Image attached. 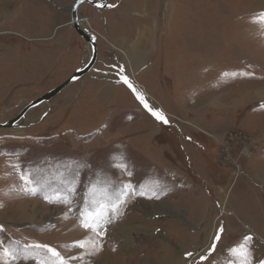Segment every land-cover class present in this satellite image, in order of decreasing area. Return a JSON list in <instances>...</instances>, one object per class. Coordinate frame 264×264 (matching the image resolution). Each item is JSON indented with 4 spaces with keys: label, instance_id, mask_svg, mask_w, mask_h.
Masks as SVG:
<instances>
[{
    "label": "rangeland",
    "instance_id": "rangeland-1",
    "mask_svg": "<svg viewBox=\"0 0 264 264\" xmlns=\"http://www.w3.org/2000/svg\"><path fill=\"white\" fill-rule=\"evenodd\" d=\"M73 2L0 0V122L88 60L70 25ZM110 12L81 8L100 38L94 71L29 111L24 126L0 128V252L20 250L0 264H38L45 253L29 249L25 259L29 244L49 245L69 264H171L172 257L193 264L221 224L222 244L207 264H239L229 249L249 233L254 255L264 257V213L244 206L253 201L249 191L237 198L248 180L264 200V189H255L264 183V170H255L264 166V0H124ZM117 53L129 81L169 125L110 70L119 65ZM128 183L135 194L121 209L122 222L109 227L103 250L88 255L90 246L76 247L94 238L82 218Z\"/></svg>",
    "mask_w": 264,
    "mask_h": 264
},
{
    "label": "snow or ice",
    "instance_id": "snow-or-ice-1",
    "mask_svg": "<svg viewBox=\"0 0 264 264\" xmlns=\"http://www.w3.org/2000/svg\"><path fill=\"white\" fill-rule=\"evenodd\" d=\"M92 2L94 6L100 9L105 7L114 8L115 4L111 3V0H108L107 3L97 2V0H74V7L77 9L85 4ZM260 21L262 25H264V13H260ZM120 79L121 81L127 85V87L133 92L136 99L143 106V108L159 123L163 125H169V120L164 115V113L160 110L154 109L150 106L144 95L139 92L135 86L129 81L128 77L124 75V69L120 70ZM224 76H230L232 78H236L238 76L250 77L251 74L248 72L242 73H224ZM261 110H264V104L259 105ZM125 171L127 170V165H122ZM132 173L128 171V176L131 177ZM20 179L24 181L25 185H29L32 181L28 178L27 175H21ZM32 191H35L32 189ZM75 191V189H72ZM95 193V189H93V194ZM135 194V188L131 183L123 185L120 191L116 194L115 198L111 195L105 193L104 199L102 201L97 202L96 208L85 215L82 218L81 227L87 231L94 233V238L89 241L78 242L76 247L80 249H87L90 246V251L87 252L88 255H95L98 252L103 250V240L105 236L108 234V229L110 226L122 222L124 213L121 211L123 207L126 206L128 198L130 195ZM156 198H159L158 196ZM49 203H53V201L45 197ZM65 203H70L65 201ZM4 229L0 227V232H3ZM225 229L223 225H219L211 239V242L208 248L200 254L197 260H194L193 264H207L210 258L213 257V254L217 251L218 247L222 244V239L224 235ZM256 237L249 233L243 237V242L237 244L235 247H231L229 251L233 254V256H237L239 258V264H264V257H256L253 252L252 244L255 242ZM0 247H3L2 242H0ZM29 249H37L42 250L45 253L43 258L38 260V264H69V260H67L64 256L61 255L59 251L55 248L45 245V244H29L26 245L23 249L24 258L28 259V250ZM18 249L11 248H3V251L0 252V257H12L13 259L19 254ZM188 258H193L194 253L189 251L186 253ZM71 259H83V257H72Z\"/></svg>",
    "mask_w": 264,
    "mask_h": 264
},
{
    "label": "water",
    "instance_id": "water-1",
    "mask_svg": "<svg viewBox=\"0 0 264 264\" xmlns=\"http://www.w3.org/2000/svg\"><path fill=\"white\" fill-rule=\"evenodd\" d=\"M93 6L97 10H101L100 8H97L94 6V3L89 2L85 3ZM79 8L72 7L71 10V21L70 23L74 26L75 31L80 36V38L84 42V46H91V54L88 61L83 63L66 81H64L59 86L53 88L52 90L48 91L46 94L41 96L38 99H35L33 101H30L26 107L21 111V113L13 120L8 122H0V128L1 129H16L20 126L23 121H25L26 113L32 109H35L41 105L48 104L52 99L60 95L62 92H64L67 88H69L74 83L80 81L87 75L91 70L94 68L95 63L98 59V46H97V36L89 31L88 28L82 27L81 23L83 19L80 17V14L78 13ZM44 118V116L42 117Z\"/></svg>",
    "mask_w": 264,
    "mask_h": 264
},
{
    "label": "crops",
    "instance_id": "crops-1",
    "mask_svg": "<svg viewBox=\"0 0 264 264\" xmlns=\"http://www.w3.org/2000/svg\"><path fill=\"white\" fill-rule=\"evenodd\" d=\"M23 1V0H22ZM126 8V7H125ZM117 9V8H116ZM112 10H115V9H112ZM111 10H108L107 11V13H114V12H110ZM126 14H131V13H133L132 11H129L128 10V8H127V11H124ZM104 16V15H103ZM28 18V17H27ZM110 21H111V19L110 18H108ZM113 20V19H112ZM67 26V24L65 23V25H60V26H56L55 28L56 29H58V31L60 30V29H62V28H64V27H66ZM55 29V30H56ZM97 32H98V30H96ZM99 33V32H98ZM100 34V33H99ZM108 34V33H107ZM109 38H108V40H109V42L111 43L112 41L114 42H116V38H115V34L113 33H111L110 34V36H108ZM111 37H112V39H111ZM104 38H106V37H104ZM99 40H100V38H99ZM99 40H98V42H99ZM112 40V41H111ZM112 42V43H113ZM112 46H113V44H112ZM118 51V50H117ZM119 52V51H118ZM118 54V53H117ZM114 54V56L116 57V60L118 61V63H119V65L118 66H112V68L110 69V70H112V71H114V74H117L116 73V71L117 72H120L119 71V69L120 68H122L121 66H124V64H123V59L121 58V55L120 54ZM88 59H89V57H88ZM120 59V60H119ZM148 59V58H147ZM98 60V59H97ZM137 67V66H136ZM137 68H139V66L137 67ZM123 69H124V72H125V70H126V68L125 67H123ZM109 70V71H110ZM116 70V71H115ZM92 71H94V69L92 70ZM150 71V70H149ZM124 75H125V73H123ZM107 78V80L108 81H112V80H110L109 79V77H106ZM119 78H120V76H119ZM108 81H106V82H104L105 84H104V86H106V85H110V83L108 82ZM112 84V83H111ZM134 86L136 87V85L134 84ZM136 89H137V87H136ZM138 90V89H137ZM139 91V90H138ZM140 92V91H139ZM263 132H264V130H263ZM263 142V141H262ZM261 142V143H262ZM263 144H264V142H263ZM263 146V145H262ZM254 168V167H253ZM256 171H259V170H264V166H263V168L262 169H255ZM264 171H262V174H261V176L264 178ZM261 180L262 181H264L262 178H261ZM256 183H260L259 181H256L255 180V185H256ZM233 184H234V182H233ZM233 184H232V187H231V189L232 190H234L235 189V186H233ZM262 184L263 185H259L258 184V186L256 185L255 186V189H256V191L258 190V188H260V190H263L264 189V183L262 182ZM244 187L243 188H241V191L239 190V192H238V194H237V198H238V200H240V201H244V199H243V195H244V193L246 194L248 191H249V195L252 197V199H253V201H248V202H246L245 201V203H244V206H248V203L249 204H251L252 205V207L253 206H256V209L261 213V214H263L264 213V200L262 199V193L261 192H259V191H257V194L256 193H254V191H253V188L252 187H250V183L248 182V180H245V182H244ZM257 196L258 195V197L256 198L255 197V195ZM255 201V202H254ZM254 204V205H253ZM251 208V207H250Z\"/></svg>",
    "mask_w": 264,
    "mask_h": 264
},
{
    "label": "bare ground",
    "instance_id": "bare-ground-1",
    "mask_svg": "<svg viewBox=\"0 0 264 264\" xmlns=\"http://www.w3.org/2000/svg\"><path fill=\"white\" fill-rule=\"evenodd\" d=\"M100 2H103V1H100ZM72 7H73V5L70 7V12H71V10H72ZM80 8L81 7H79V10H80ZM79 10H78V13H79ZM97 10V9H96ZM104 10H97V12L98 13H100L101 15L102 14H104V13H107V12H103ZM70 25L74 28V26L70 23ZM81 26L82 27H85V28H89L87 25H86V22L83 20L82 21V23H81ZM11 33V32H10ZM93 33V32H92ZM94 34V33H93ZM97 42H98V37H97ZM91 46L89 45V46H87V51H88V53H89V58H90V54H91V48H90ZM88 55V54H87ZM135 60V59H134ZM88 61V60H87ZM133 61V60H132ZM93 70V69H92ZM136 87H137V85H136ZM135 87V88H136ZM138 88V87H137ZM68 89V88H67ZM139 90V89H138ZM141 92V91H140ZM143 92V91H142ZM141 92V93H142ZM33 110V109H32ZM31 111V110H30ZM29 112V111H28ZM27 112V113H28ZM26 113V114H27ZM9 130H12V129H9ZM123 230V229H122ZM127 233H129V232H123V238L126 240V239H128L129 238V234H127ZM122 237V236H121ZM131 238V237H130ZM128 242V241H127ZM173 258V257H172ZM172 258L170 259L171 260V264H177L178 263V261H180L181 262V260H183V259H181V260H178V259H173L172 260ZM103 264V263H102ZM104 264H106V262L104 263Z\"/></svg>",
    "mask_w": 264,
    "mask_h": 264
},
{
    "label": "flooded vegetation",
    "instance_id": "flooded-vegetation-1",
    "mask_svg": "<svg viewBox=\"0 0 264 264\" xmlns=\"http://www.w3.org/2000/svg\"><path fill=\"white\" fill-rule=\"evenodd\" d=\"M100 1H103V3H107L108 2V0H97V2H100ZM123 1L124 0H111V3H113V4H115L116 5V7H114V8H107V7H105V8H103V9H101V10H104V12H107L108 10H112V9H116L117 7L119 8L120 7V5L123 3ZM73 4H74V2H73ZM85 4H83V5H81L80 7L82 8V6H84ZM93 7V6H92ZM81 8H80V10H79V14H80V12H81ZM94 8V7H93ZM95 9V8H94ZM97 11V10H96ZM106 14H108V13H106ZM106 14H105V17H106V21L108 22V18H110V15L109 16H106ZM110 14H113V13H110ZM72 27V26H71ZM73 28V27H72ZM108 33V32H107ZM107 35V37L108 36H110V34L108 33V34H106ZM97 45H98V42H97ZM99 49V48H98ZM98 56H99V52H98Z\"/></svg>",
    "mask_w": 264,
    "mask_h": 264
},
{
    "label": "built area",
    "instance_id": "built-area-1",
    "mask_svg": "<svg viewBox=\"0 0 264 264\" xmlns=\"http://www.w3.org/2000/svg\"><path fill=\"white\" fill-rule=\"evenodd\" d=\"M237 169H239V168L237 167Z\"/></svg>",
    "mask_w": 264,
    "mask_h": 264
}]
</instances>
